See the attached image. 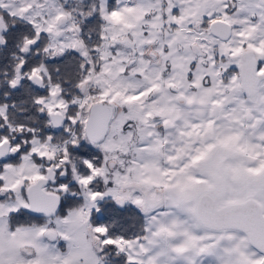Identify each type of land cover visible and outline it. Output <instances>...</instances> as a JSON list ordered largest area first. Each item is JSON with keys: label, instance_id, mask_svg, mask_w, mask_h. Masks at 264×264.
I'll return each instance as SVG.
<instances>
[{"label": "snow or ice", "instance_id": "1", "mask_svg": "<svg viewBox=\"0 0 264 264\" xmlns=\"http://www.w3.org/2000/svg\"><path fill=\"white\" fill-rule=\"evenodd\" d=\"M0 264H264V0H0Z\"/></svg>", "mask_w": 264, "mask_h": 264}]
</instances>
